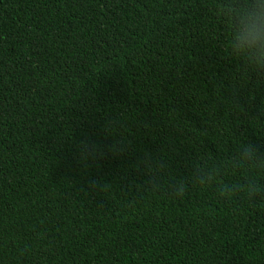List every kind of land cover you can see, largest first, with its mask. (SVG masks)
<instances>
[{"label": "trees", "instance_id": "16d2710c", "mask_svg": "<svg viewBox=\"0 0 264 264\" xmlns=\"http://www.w3.org/2000/svg\"><path fill=\"white\" fill-rule=\"evenodd\" d=\"M215 2L0 0V264H264V193L173 199L143 172L264 151Z\"/></svg>", "mask_w": 264, "mask_h": 264}, {"label": "clouds", "instance_id": "9594fccd", "mask_svg": "<svg viewBox=\"0 0 264 264\" xmlns=\"http://www.w3.org/2000/svg\"><path fill=\"white\" fill-rule=\"evenodd\" d=\"M214 16L222 28L225 58L236 64L254 88L264 85V0H216ZM259 117L264 118V99ZM142 163L146 185L163 186L173 199H182L192 190H213L227 199L252 203L264 193V151L245 136L235 135L231 151L221 159H188L183 173L174 171L166 155L145 154Z\"/></svg>", "mask_w": 264, "mask_h": 264}]
</instances>
